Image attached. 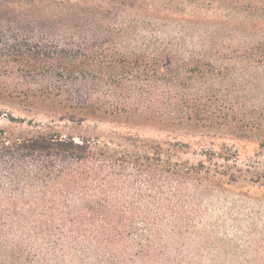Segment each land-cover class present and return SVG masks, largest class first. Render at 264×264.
<instances>
[{"label":"trees","instance_id":"16d2710c","mask_svg":"<svg viewBox=\"0 0 264 264\" xmlns=\"http://www.w3.org/2000/svg\"><path fill=\"white\" fill-rule=\"evenodd\" d=\"M98 6L110 15L119 10L107 22L109 36L55 58L57 69L91 87L82 108L35 124L51 132L33 139L1 132L0 264H201L212 253L211 264H264V239L247 238L239 250L234 240L213 238L202 213L207 192L239 184L264 189V175L242 177L235 164L227 169L226 153L208 150V165H189L177 159L178 142L120 130L104 135L96 127L101 117H128L160 129L227 130L254 137L264 154V0ZM182 6L184 17L209 30L176 22ZM209 13L211 21H202ZM228 30L256 38L240 37L233 50ZM26 43L18 35L8 41L12 64L31 54Z\"/></svg>","mask_w":264,"mask_h":264},{"label":"rangeland","instance_id":"374dc122","mask_svg":"<svg viewBox=\"0 0 264 264\" xmlns=\"http://www.w3.org/2000/svg\"><path fill=\"white\" fill-rule=\"evenodd\" d=\"M99 2L101 0H0V43L4 44L3 48L0 46V145L3 143L2 137H5L1 134L3 131L8 136L33 139L39 133L51 132L34 127L35 124H47L48 117L71 114L68 109L77 111V106L82 108L91 87L81 84L83 82L78 76L68 77L65 72L57 69L55 58H60L58 51L61 49L68 48V52H73L88 41L103 40L109 36L107 22L119 10L112 11L111 15L107 14L104 8L98 6ZM167 4L169 3L164 5ZM187 9L182 6L175 12L176 22L188 21L197 24L196 21L199 20L193 21L183 16ZM206 17L212 16L209 13L202 19ZM202 21H211V18ZM238 22L231 26L234 27ZM199 28L209 30L210 27L208 24L198 23L196 27L192 26L191 32ZM239 31V34L229 30L225 33L227 44L233 50L237 49L236 42L240 37H249L251 40L256 38V32ZM2 33L5 34L1 35ZM240 34L243 35L239 36ZM15 35L27 42V46L30 42L33 50L27 55L25 62L12 64L14 56H7L10 50L8 41ZM245 53L248 50L234 55L239 57ZM249 58L252 59L250 54ZM93 113L86 110L83 115L93 116ZM11 116L13 121L9 120ZM99 119L104 122L96 127L104 135L120 130L154 143L178 142L177 159L188 162L189 165H208L207 158L210 156L205 155L208 150L222 153L223 156L226 153L229 159L227 169L233 171L230 167L235 164V168L242 172V177L247 176L249 179L257 174L264 175V154L252 136L237 139L227 130L204 132L189 125L160 129L155 124H146L128 117ZM130 126L136 128L129 130ZM61 131L68 133L67 130ZM75 142L79 141L75 139ZM40 155L44 162H52V159L43 157L45 153ZM215 158L210 162H216ZM218 162L224 164L222 160ZM203 207V225L208 227L213 238L234 240L239 250L241 247L238 244H242L247 238L264 239V189L244 184L236 185V188L226 186L217 192H207ZM217 255H204L203 263L195 261L211 264ZM41 264L67 263L62 259H55ZM74 264H80V261Z\"/></svg>","mask_w":264,"mask_h":264}]
</instances>
